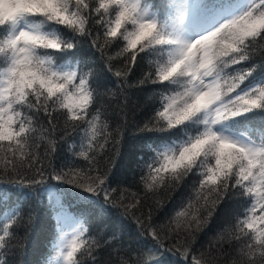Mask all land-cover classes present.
Returning <instances> with one entry per match:
<instances>
[{
  "label": "snow or ice",
  "instance_id": "snow-or-ice-1",
  "mask_svg": "<svg viewBox=\"0 0 264 264\" xmlns=\"http://www.w3.org/2000/svg\"><path fill=\"white\" fill-rule=\"evenodd\" d=\"M193 10L196 22L190 23ZM113 47L118 50L109 54ZM138 57L148 71L131 83ZM101 76L113 87L101 90ZM146 84L155 86L157 105L138 128L154 134L141 137L135 157L145 190L198 177L193 196L164 226L165 237L180 244L181 232L190 236L225 198H237L243 204L232 238L243 243L232 264H264V0H0V191L18 188L17 205L24 197L38 206L47 195L56 221L50 264H82L85 256L94 264L93 252L110 243L114 252L130 248L119 232L128 221L145 249L139 264H166L164 252L179 254L185 264H208L203 253L190 255L187 237L180 247L166 248L150 211L138 216L139 200L117 199L107 170L99 167L109 143L124 139L122 125L110 130L102 99L114 97L124 113L128 91ZM61 113L65 128H83L72 151L85 168L46 167L41 159V143L45 158L57 150ZM5 196L0 254L17 238L13 229L22 215ZM66 197L113 216L117 231L90 235L86 221L69 212Z\"/></svg>",
  "mask_w": 264,
  "mask_h": 264
},
{
  "label": "trees",
  "instance_id": "trees-1",
  "mask_svg": "<svg viewBox=\"0 0 264 264\" xmlns=\"http://www.w3.org/2000/svg\"><path fill=\"white\" fill-rule=\"evenodd\" d=\"M86 49L87 44L83 45ZM115 47L110 49L109 54L117 51ZM256 61H260V54H257ZM117 66L119 61L114 62ZM247 65H236L239 69ZM148 71L147 61L141 62L139 57L137 65L132 69L128 79L129 82L142 78ZM232 71V69H229ZM260 69H257L259 72ZM255 75V74H254ZM113 87L110 78L101 76V90L104 86ZM155 86L146 84L142 88H131L128 91V99L124 113H121L117 107L118 101L111 96L102 99L101 103L107 109L109 114L110 130L117 125H122L124 139L120 144L113 147L110 142L106 151L99 157V167L107 170L110 188L116 189V197L119 199L123 194L125 203H131L139 200L137 215L147 216L151 213V223L158 228L161 240L166 248L180 247L187 237L191 247L190 255L200 257L204 254V259L208 264H232L233 259L237 258V250L243 241H237L232 238V233L236 224V218L241 211L243 201L237 198H225L218 204L216 210L208 218L207 222L202 223L198 229H193L190 236L184 232L179 235L180 244L174 245L172 236L165 237L167 228L164 226L172 220L174 213L178 211L193 196V189L197 185L198 177L195 174L187 176L179 186H173L167 190L161 189L156 192L145 190L141 182L142 172L136 166V155L141 152L143 144L142 136H153L152 133H140L138 128L143 127L144 123L152 116L153 109L157 105V98L153 96ZM79 135L83 134V128L73 130L70 126L64 127V116H57V150L45 158L43 156L44 145L41 143V159L45 166L51 162V165L57 169L66 164H75L78 167L85 168L87 163L73 155L72 145H79ZM63 137V139H60ZM78 150V149H77ZM19 163V161H18ZM77 198L70 197L71 202H77ZM85 204L88 202L84 201ZM84 205L83 202L79 203ZM89 205V204H88ZM34 211V220L31 225L27 224L29 213ZM19 227L13 230L17 238L10 241L3 254H0V261L3 264H50L54 259V228L52 222L46 213L40 209L36 203L28 201L21 212ZM87 226L90 229V235L96 236L103 230L105 237L110 236L117 228L113 226V216L98 214L94 210L85 211ZM205 213L201 212L203 217ZM121 240L125 245L130 244V248H125L121 252H114L113 245L102 246L93 252L95 257L94 264H121V260H127L128 264H139L140 259L145 255V249L142 244H137V228L131 221L126 222L119 229ZM98 239L100 237H97ZM163 259L166 264L171 260L179 261V264H185L182 256L171 252H164ZM82 264H93L92 258L82 257Z\"/></svg>",
  "mask_w": 264,
  "mask_h": 264
},
{
  "label": "rangeland",
  "instance_id": "rangeland-1",
  "mask_svg": "<svg viewBox=\"0 0 264 264\" xmlns=\"http://www.w3.org/2000/svg\"><path fill=\"white\" fill-rule=\"evenodd\" d=\"M194 0H189V1H186L187 3H192ZM66 231H69L71 232L72 231V228L69 226V227H66Z\"/></svg>",
  "mask_w": 264,
  "mask_h": 264
}]
</instances>
